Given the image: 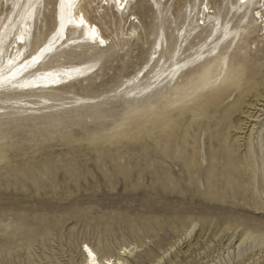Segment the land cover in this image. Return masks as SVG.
I'll return each instance as SVG.
<instances>
[{"label":"rangeland","instance_id":"rangeland-1","mask_svg":"<svg viewBox=\"0 0 264 264\" xmlns=\"http://www.w3.org/2000/svg\"><path fill=\"white\" fill-rule=\"evenodd\" d=\"M13 1L0 0V26ZM54 1L38 8L27 53L52 30ZM156 1L162 18L139 13V24L85 5L109 44L61 47L47 62L98 57L92 75L44 93L98 102L0 117V264H80L81 242L99 253L125 247L123 264H264V22L234 28L212 50L210 28H187L199 2L189 20L193 0ZM229 3L209 0L220 15ZM159 25L158 66L180 43L179 59L206 46L207 61L149 98L116 95L146 64Z\"/></svg>","mask_w":264,"mask_h":264},{"label":"bare ground","instance_id":"bare-ground-1","mask_svg":"<svg viewBox=\"0 0 264 264\" xmlns=\"http://www.w3.org/2000/svg\"><path fill=\"white\" fill-rule=\"evenodd\" d=\"M45 1L14 0L9 14L0 26V80L3 81L0 83V117L9 116L10 118L12 115H15L17 120L35 119L36 117L30 115L42 108L53 111L56 109H67L78 104L92 105L99 101L94 97H76L73 102L74 105H66L64 104L65 102L53 103L52 100L54 99L50 95L44 94L52 93L71 83L84 80L98 69V57L67 65L47 64L51 59H54L59 49L61 50V47L70 49L74 46L97 45L103 48L109 44L107 37L103 35L99 25L85 11V5L95 2L98 11H101V8L105 5L109 6L114 15L121 17L125 13H127V16L133 15L132 21L136 19L135 23L139 24L140 21L137 17L139 13L156 11L162 18L165 3L154 0L156 7L154 10V6L148 3L134 7L133 5L136 1L131 3V0H119V2L117 0H72V7L65 6L62 13L61 0H55L52 30L42 42L35 46L34 50L27 53L26 46L28 42H31L38 8ZM198 2L199 7L198 11H196L198 15L196 18L197 23L192 27L189 23L188 26L190 27L187 26V28H192L193 33L204 25L210 28L209 37L214 35L211 42L213 43L212 50L216 49L225 40L231 38L234 28H250V24L251 27L256 28L257 21H260V23L264 22V0H243V2L242 0H229L230 3L227 5L223 15H220L219 9L211 10L212 6H210L209 0H206V2L204 0L201 2L200 0H193L192 5H190V13L187 16L188 19L192 16L191 11L195 10L194 6ZM128 7L129 10L126 12ZM62 16L63 19L61 18ZM193 18L192 16L189 20ZM248 19L250 20L248 21ZM126 22L127 20L124 21V23ZM201 25L203 26L201 27ZM159 28V34L152 43L153 52L146 64L143 68L139 69L137 74L122 82L121 86H124V88L117 91L116 95L133 100L149 98L159 91L162 83L177 82L185 73L196 69L199 65H204L207 61L210 56V50L203 51L206 46L196 52V56L194 57L179 59L177 54L182 45L180 43L172 49L168 57L158 66L163 43L166 42L162 25H159ZM262 28L264 29V25ZM93 29L96 32L95 36H93ZM129 31L133 35L136 33L134 27ZM11 33H13L12 40L9 39ZM180 38L184 40L186 34L180 35L178 39ZM7 40H10L8 44H6ZM101 40L104 41L103 44L100 43ZM9 47H11L10 52ZM64 49L62 48V51ZM218 54L219 50L216 51L214 57H218V61L220 62L222 57H219L220 54L219 56ZM152 57L155 58L153 59ZM168 60L170 62L166 64ZM26 84L29 86L22 87V85ZM219 91L213 90L214 94H217ZM205 103L207 102L201 103L199 105L200 108ZM189 111L191 110H184L185 113ZM21 112L27 113L26 116L25 114H21ZM79 249V253L82 255L80 264H123L124 260L122 256L127 251L125 247L121 246L113 254L108 245H103L102 249L100 248L103 250V253H99L98 249L96 250V248H93L86 242H81Z\"/></svg>","mask_w":264,"mask_h":264},{"label":"snow or ice","instance_id":"snow-or-ice-1","mask_svg":"<svg viewBox=\"0 0 264 264\" xmlns=\"http://www.w3.org/2000/svg\"><path fill=\"white\" fill-rule=\"evenodd\" d=\"M117 2H119V0H117ZM242 2H243V0H242ZM65 6H67V7H69V8H71L72 7V0H61V12L63 13V11H64V8H65ZM121 7H123V5H121ZM258 15H259V13H258ZM62 19H63V16L61 17ZM82 22V21H81ZM96 35V32H95V29H93V36H95ZM100 43L101 44H103L104 43V41L103 40H101L100 41ZM43 51V50H42ZM34 60H35V58H34ZM3 81L2 80H0V83H2ZM29 85H22V87H28Z\"/></svg>","mask_w":264,"mask_h":264}]
</instances>
